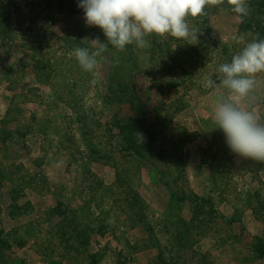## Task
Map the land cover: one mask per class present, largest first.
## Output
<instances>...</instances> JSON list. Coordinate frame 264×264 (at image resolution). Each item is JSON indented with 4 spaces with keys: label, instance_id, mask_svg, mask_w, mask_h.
<instances>
[{
    "label": "rangeland",
    "instance_id": "1",
    "mask_svg": "<svg viewBox=\"0 0 264 264\" xmlns=\"http://www.w3.org/2000/svg\"><path fill=\"white\" fill-rule=\"evenodd\" d=\"M6 1L0 0L11 30L6 43L0 39L6 70L0 72V229L10 245L0 243V264H91L101 254L100 264H116L118 254L126 264L159 256L167 264H264V163L232 152L217 128L215 110L228 89L187 91L163 70L165 39L155 35L142 48L126 46L130 57L108 46L84 73L69 43L88 32L86 48L93 51L100 47L94 41L107 37L86 26L79 0H26L16 7ZM239 25L234 13L223 12L209 38L217 46L231 42ZM114 52L130 61L118 74ZM130 78L144 103L139 111L121 99L119 85ZM253 79L244 106L264 121V72ZM79 96L90 99V115L98 114L92 123L70 110L68 99L77 107ZM128 117L136 126H127ZM71 125L76 138L66 136ZM5 126L15 132L11 139ZM129 129L142 134L137 138L151 153L130 149ZM171 162L181 166L176 176L167 174ZM28 176L37 183L20 186ZM15 184L25 190L22 201L6 194ZM133 195L144 202L145 224L133 213Z\"/></svg>",
    "mask_w": 264,
    "mask_h": 264
},
{
    "label": "clouds",
    "instance_id": "2",
    "mask_svg": "<svg viewBox=\"0 0 264 264\" xmlns=\"http://www.w3.org/2000/svg\"><path fill=\"white\" fill-rule=\"evenodd\" d=\"M223 3L224 0H79L86 26L102 29L107 43L97 38L94 42L100 47L93 51L77 47L75 58L84 71L92 72L98 64L97 57L108 46L116 51H124L128 45L142 48L145 38L153 35L161 38L160 42L170 37L197 45L198 32L190 29L187 17L203 15L206 5ZM227 3L241 19L248 15L246 0H227ZM242 39L243 36L237 38V42ZM217 71L219 83L209 79L207 86L228 89V95L215 110L217 128L223 130L232 152L264 163V121L255 107L249 110L244 106L254 88L253 77L264 72V39L253 38L230 63L221 64Z\"/></svg>",
    "mask_w": 264,
    "mask_h": 264
},
{
    "label": "trees",
    "instance_id": "3",
    "mask_svg": "<svg viewBox=\"0 0 264 264\" xmlns=\"http://www.w3.org/2000/svg\"><path fill=\"white\" fill-rule=\"evenodd\" d=\"M26 0H8L5 3L8 6L10 4L11 7H16V5ZM246 4L248 7V15L241 19L240 15L232 11L231 6L228 5L227 0H224V3L222 5L217 6H211L206 5L204 14L200 15L196 18H193L191 16L187 17V23L189 24L190 29H195L198 32L199 37V43L197 45H189L184 43V41L180 40L177 41L174 38H167L164 41L165 49L163 55H161L160 62L162 64L163 70L165 72H170L176 74L182 81L183 87L187 91H193V90H206L207 87V81L209 79L216 80L217 84L219 83V80L217 79L218 68L221 64L224 63H230L232 60V57L236 54H238L242 49L247 45V43L251 42L253 38L258 39H264V0H246ZM227 12V13H234L239 19H240V25L237 33V38L243 36L244 39L237 42V38L231 42H222L220 43V46L216 45L215 40L209 38L211 24L215 20L216 16H219L221 13ZM9 24L10 19L9 15L6 11H0V39L1 41H6L3 39L4 37H10L11 30H9ZM9 30V34L7 33L5 35L4 32L6 30ZM248 33H252V36H249ZM89 34L88 32L84 33V36H80L76 40H72L69 43V46L71 48H77V47H83L86 48L90 44V37H87ZM10 41V39L8 40ZM7 41V43H8ZM3 42V43H4ZM114 51V50H113ZM131 50L129 49L126 53L125 50L123 53L127 55L128 57L131 56L130 54ZM123 53H116L114 52L112 57V66H114L113 72L118 74L117 69H121V72L123 71L122 66L127 65L130 63L129 58L122 57ZM81 70H83L81 67H79ZM6 71L4 68L0 67V72ZM85 73L86 71L83 70ZM120 92L123 94L124 97H121L122 102L125 104L127 103L133 110L139 111L144 108V103L141 100V95L139 91L137 90L135 81L132 80V78L123 80L122 83H120ZM70 89V90H69ZM81 90V88L77 85V91ZM65 92H68L69 94H74V88L67 86L66 89H64ZM205 92V91H204ZM102 93V91H101ZM70 104H75L76 100L74 97H71L68 99ZM91 101L85 100L83 97L79 98L77 97V107L72 106L70 107V110L72 114L76 117H79V114L82 113L83 117H85L86 122L92 123V117L98 116V114H92L90 115L92 109L94 108L90 106ZM102 109V107H101ZM93 112V111H92ZM102 113V112H101ZM104 116L101 114V120L103 121ZM125 120H128L127 126H136L135 125V119L133 117L123 118ZM9 121V120H8ZM116 125L115 127H119L122 125V121L119 119H116ZM79 125V123H77ZM77 125L72 126L70 129H67L66 136L68 138H76L77 137ZM131 128V127H130ZM130 130V129H129ZM11 130H8L7 126H5L4 132L5 134H8L9 138L11 139L12 135L15 133L14 131L10 132ZM126 142L128 143L131 150L135 151L138 155H148L151 153V150H149L146 146V144L142 141H139L137 138L136 132L133 130L129 131V136H126L125 138ZM173 156V153H172ZM177 167L176 164L171 162V168L167 171V174H171L172 176H176ZM183 168V166H182ZM213 170H218V168L213 167ZM179 173V172H178ZM5 182H11V180H4ZM3 181V182H4ZM14 181V180H13ZM38 180L31 177H25L23 183L20 179V186L22 187H29L35 183H37ZM1 183L2 185L4 183ZM227 186L230 184L226 182ZM1 185V186H2ZM13 190H6V194L10 197L12 196L16 202L22 201L26 198V196L23 195L25 190L23 188H19L17 184L13 185ZM226 188V187H225ZM2 189H4V186H2ZM228 193V190L225 191V195ZM132 204L134 206L133 213H135L138 217V220L140 223L145 224V217H144V210H142V206L144 207V202L139 196L133 195L132 197ZM26 208V207H25ZM25 208L20 207L19 211L21 212ZM14 217V215H12ZM16 231V230H14ZM153 231V230H152ZM13 232V231H12ZM6 237V229L1 228L0 229V243L4 245H10L9 240ZM155 240V238H151V242ZM180 242H183V239H179ZM156 247H159L161 249V242L157 241ZM23 245L20 244L21 247ZM137 252V250L135 251ZM264 253V252H262ZM105 254L101 255H93L92 256V263L91 264H100L101 261L105 259ZM127 259L123 254H118L116 264H126ZM150 264H167V262L162 259L161 256L157 257L156 259L152 260Z\"/></svg>",
    "mask_w": 264,
    "mask_h": 264
}]
</instances>
